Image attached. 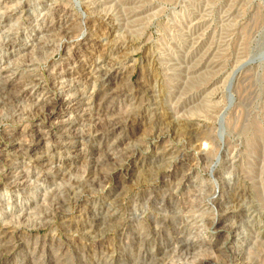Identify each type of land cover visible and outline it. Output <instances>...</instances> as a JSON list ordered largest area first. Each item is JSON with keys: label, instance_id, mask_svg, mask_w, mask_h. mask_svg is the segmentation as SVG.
I'll list each match as a JSON object with an SVG mask.
<instances>
[{"label": "rangeland", "instance_id": "1", "mask_svg": "<svg viewBox=\"0 0 264 264\" xmlns=\"http://www.w3.org/2000/svg\"><path fill=\"white\" fill-rule=\"evenodd\" d=\"M0 90V264H264V0H0Z\"/></svg>", "mask_w": 264, "mask_h": 264}, {"label": "bare ground", "instance_id": "2", "mask_svg": "<svg viewBox=\"0 0 264 264\" xmlns=\"http://www.w3.org/2000/svg\"><path fill=\"white\" fill-rule=\"evenodd\" d=\"M107 65V64H106ZM105 65V66H106ZM108 66V65H107ZM106 66V67H107ZM110 66V65H109ZM113 67V66H112ZM114 69V68H113ZM95 70L96 71H98V73L99 72H106V73H111V70H109L108 69V67H107V69L106 68H104L103 66H101V67H99V66H97L96 68H95ZM107 70H109V71H107ZM86 71V70H85ZM93 72V71H92ZM92 72H87V73H85L86 75L87 74H89V75H91L92 74ZM113 72V71H112ZM105 74V73H104ZM99 76H101V75H99ZM102 77H103V75H102ZM100 79V78H99ZM102 79V78H101ZM1 91V90H0ZM20 92V91H19ZM23 92V91H22ZM119 92H118V90L116 91V92H112V95L111 94H109V93H104V96H107V98H111L112 96H116L117 94H118ZM19 96V95H18ZM3 100H4V103H8V101L7 100H5V98H3ZM10 104V103H9ZM12 106V105H11ZM142 108V107H141ZM147 108V107H146ZM130 116V115H129ZM134 116V115H133ZM131 117V116H130ZM129 117V118H130ZM142 116H140V117H137V118H133V119H131L130 121L131 122H134L135 120H137L138 118H141ZM263 121V120H262ZM118 122V121H117ZM116 122V123H117ZM259 123V125H260V127L262 128V133H260L261 131H260V129H258V127H255V126H253V125H250V127H248V128H246V133L248 134V136H249V138L250 139H255V138H257V137H260V136H264V132H263V127H262V125H263V122H258ZM236 124V126H239V124H238V122H236L235 123ZM257 125V124H256ZM185 126V125H184ZM114 128H120V124H119V122L116 124V127L114 126ZM236 130H237V127H236ZM166 153V152H165ZM130 157H128V159L129 160H131L132 158H134L136 155L134 154L133 155V153L132 154H130L129 155ZM113 160H115V159H113ZM112 160V165H116V163H117V161L115 160V161H113ZM120 163V162H119ZM120 166L121 165H119V168H120ZM118 170V166H115V168L114 169H111L110 170V173H104L105 174V176H106V178L109 176V175H112L115 171H117ZM103 178V177H102ZM105 178V177H104ZM103 178V179H104ZM239 183V182H238ZM237 183V184H238ZM247 183V182H246ZM245 183V184H246ZM240 187H238V190H235V192H233V193H231L230 194V202H238V201H241L245 196H247L248 197V195H250V194H247V188H246V186L245 185H239ZM252 194V193H251ZM252 196V195H251ZM118 204H120V203H118ZM118 206V205H117ZM238 206V205H237ZM236 206V208H238V209H240V206H243V204L242 205H239V207H237ZM245 207V206H244ZM243 207V208H244ZM102 208V207H101ZM118 208V207H117ZM123 209V208H122ZM230 210V209H229ZM241 210V212H242V209H240ZM245 210H246V208H245ZM234 211V210H233ZM236 211V210H235ZM239 211V210H238ZM99 213V212H98ZM123 213V212H122ZM118 215H119V213H118ZM114 215H110V216H106V217H97V213L94 215V217L92 218L93 219V221H92V224L94 225V226H97V227H100V226H105L106 227V225H109V223H110V221H111V218L113 217ZM113 219V218H112ZM92 225V226H93ZM152 228V227H151ZM94 229V228H93ZM107 229V228H106ZM160 229H162V228H160ZM172 229V228H171ZM236 229V228H235ZM152 230V229H151ZM158 230V229H157ZM160 231V230H159ZM158 231V232H159ZM171 231V230H170ZM101 232V231H100ZM150 232V231H149ZM4 233H5V231H4ZM108 233H109V230H105V231H103V232H101V234H100V236H99V239H97V240H95V241H92L89 245H87L86 246V248H87V250H89V252H91L93 249L92 248H94L95 246H96V244H98V243H101V242H103L104 240H105V238H106V236L108 235ZM162 233V232H161ZM2 234H3V232L2 233H0V240H2L3 239V236H2ZM151 235H152V233H151ZM161 235V234H160ZM162 236V235H161ZM148 236L147 235H143V233H141L139 236H137L136 237V239H138V240H140V241H143L144 243H145V241H147V240H151L150 238H147ZM239 237H240V235H239ZM248 237V236H247ZM246 237V238H247ZM159 238V237H158ZM164 238V237H163ZM237 238V237H236ZM243 238V237H242ZM90 239V238H89ZM165 239V238H164ZM240 239H241V237H240ZM153 241H154V239H152ZM163 240V239H162ZM246 239H243V240H241V241H245ZM248 240V239H247ZM246 240V241H247ZM148 241V242H149ZM167 241V240H166ZM104 243V242H103ZM139 243V242H138ZM156 243V242H155ZM159 243V242H158ZM164 243V242H163ZM8 244V243H7ZM149 244V243H148ZM161 245V244H160ZM2 248L0 249V250H2L3 251V248H6L7 246H6V244H4L3 246H1ZM157 247H159V246H157ZM139 248V247H138ZM162 248V247H161ZM142 251V250H141ZM162 252V251H161ZM238 254V253H237ZM234 255V256H236L237 258H239V259H242L241 258V255L240 254H238V255ZM140 255V254H139ZM156 261V260H155ZM152 263H153V261H152ZM151 263V264H152ZM160 263V262H159ZM138 264V263H137Z\"/></svg>", "mask_w": 264, "mask_h": 264}]
</instances>
